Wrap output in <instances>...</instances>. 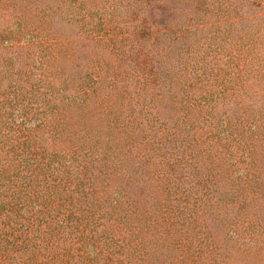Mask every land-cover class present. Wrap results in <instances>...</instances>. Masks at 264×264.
Segmentation results:
<instances>
[{"label":"trees","instance_id":"1","mask_svg":"<svg viewBox=\"0 0 264 264\" xmlns=\"http://www.w3.org/2000/svg\"><path fill=\"white\" fill-rule=\"evenodd\" d=\"M0 264H264V0H0Z\"/></svg>","mask_w":264,"mask_h":264}]
</instances>
